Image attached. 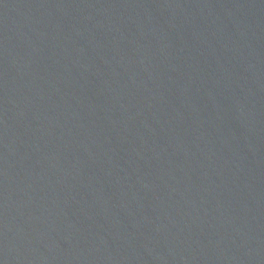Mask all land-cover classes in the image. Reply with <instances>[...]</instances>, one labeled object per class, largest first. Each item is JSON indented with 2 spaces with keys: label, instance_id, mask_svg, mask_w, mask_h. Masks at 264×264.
Listing matches in <instances>:
<instances>
[{
  "label": "water",
  "instance_id": "1",
  "mask_svg": "<svg viewBox=\"0 0 264 264\" xmlns=\"http://www.w3.org/2000/svg\"><path fill=\"white\" fill-rule=\"evenodd\" d=\"M0 264H264V0H0Z\"/></svg>",
  "mask_w": 264,
  "mask_h": 264
}]
</instances>
